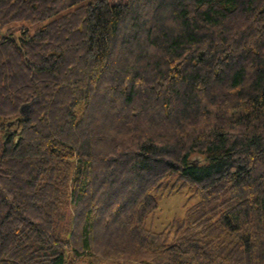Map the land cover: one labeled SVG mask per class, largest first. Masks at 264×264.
<instances>
[{"label": "trees", "instance_id": "obj_1", "mask_svg": "<svg viewBox=\"0 0 264 264\" xmlns=\"http://www.w3.org/2000/svg\"><path fill=\"white\" fill-rule=\"evenodd\" d=\"M0 264H264V0H0Z\"/></svg>", "mask_w": 264, "mask_h": 264}, {"label": "rangeland", "instance_id": "obj_2", "mask_svg": "<svg viewBox=\"0 0 264 264\" xmlns=\"http://www.w3.org/2000/svg\"><path fill=\"white\" fill-rule=\"evenodd\" d=\"M109 3L125 2L126 0H107ZM29 111V106L24 108L23 115ZM187 188L169 196L163 194L157 196V207L148 215L145 220V226L153 231H162L173 219L183 218L185 210L197 201V198H189Z\"/></svg>", "mask_w": 264, "mask_h": 264}, {"label": "water", "instance_id": "obj_3", "mask_svg": "<svg viewBox=\"0 0 264 264\" xmlns=\"http://www.w3.org/2000/svg\"><path fill=\"white\" fill-rule=\"evenodd\" d=\"M26 107H28V106H27V105L22 106V107L20 108V113H23V110H24V108H26ZM20 119H21V118L18 117V118H16V119L13 120V121L8 122V123L6 124V126H7V129H6V130H8L10 126L15 125L16 122L19 121ZM6 136H7V135H6V132H5V134H4V138H6Z\"/></svg>", "mask_w": 264, "mask_h": 264}]
</instances>
